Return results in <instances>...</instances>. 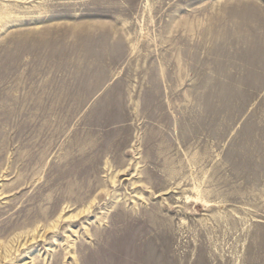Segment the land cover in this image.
Wrapping results in <instances>:
<instances>
[{"label":"rangeland","instance_id":"rangeland-1","mask_svg":"<svg viewBox=\"0 0 264 264\" xmlns=\"http://www.w3.org/2000/svg\"><path fill=\"white\" fill-rule=\"evenodd\" d=\"M0 264H264V0H0Z\"/></svg>","mask_w":264,"mask_h":264}]
</instances>
